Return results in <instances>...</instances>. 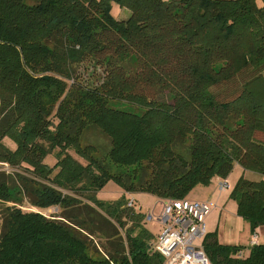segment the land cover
<instances>
[{
	"label": "trees",
	"instance_id": "obj_1",
	"mask_svg": "<svg viewBox=\"0 0 264 264\" xmlns=\"http://www.w3.org/2000/svg\"><path fill=\"white\" fill-rule=\"evenodd\" d=\"M87 63L100 84L81 82ZM0 164V264H163L142 209L99 193L180 200L237 165L264 177V0H0ZM230 199L264 226V179ZM202 244L211 264H264V244Z\"/></svg>",
	"mask_w": 264,
	"mask_h": 264
},
{
	"label": "built area",
	"instance_id": "obj_2",
	"mask_svg": "<svg viewBox=\"0 0 264 264\" xmlns=\"http://www.w3.org/2000/svg\"><path fill=\"white\" fill-rule=\"evenodd\" d=\"M218 188L219 191H226L230 185L226 180H222ZM159 201L162 206L161 213L156 216L150 211L145 220L157 221L161 226L154 248L164 259L163 264H211L202 242L208 234L206 221L213 211V206L208 202L187 198ZM127 206H137L133 196L129 197ZM257 238L254 234L250 247L257 244ZM239 257H244V251L239 252Z\"/></svg>",
	"mask_w": 264,
	"mask_h": 264
},
{
	"label": "rangeland",
	"instance_id": "obj_3",
	"mask_svg": "<svg viewBox=\"0 0 264 264\" xmlns=\"http://www.w3.org/2000/svg\"><path fill=\"white\" fill-rule=\"evenodd\" d=\"M29 2H33L34 0H29ZM111 14L113 15L114 18L118 19V20H127L130 16H131V12H129L126 9H122L118 4H113L112 10H111ZM81 69H80V76H81V82L84 85H97L100 84L102 82V77H104L102 68H100L98 65H96L95 63H87L85 65H81ZM89 138V140L87 141L88 143H92L97 145L98 147L102 148V149H106L109 147L110 145V139L105 137L103 134H100L98 132L95 131H90L87 139ZM5 144L12 150L16 149V145L10 140V139H5ZM70 153L76 157L77 159H79L81 162L84 163V161L78 157V155L74 152V151H70ZM45 162L47 164H49L50 166H54L57 163V158H55V155L53 154L50 155L49 157H47V159L45 160ZM10 170L8 167L6 166H2L0 164V171H8ZM230 184V188L227 189L224 192V195H228L227 197H229L230 192L232 191L231 189V181H228ZM202 187H206V186H202ZM196 187L193 191H191V193L188 195L187 199L189 200H196L198 201H203L201 200V197L203 196L204 192H203V188ZM123 195H125L126 197H131L128 193L124 194V191L121 189V187L116 184L115 182L110 181L105 188L99 193V198L101 200L104 201H116L119 198H121ZM133 198L136 199L137 201V208H141L142 212L145 213V216L147 213H149V211H153L154 214L156 216H158L161 213L162 210V206L159 204L156 205L157 203V199L156 197H154L151 194H146V193H135L132 194ZM29 200V199H28ZM27 199H25V201L22 204V208L24 211H37L38 209L34 208L28 201ZM6 205H4L3 203H0V231L2 230V226H3V218H4V213L2 212L3 210H5ZM154 208V209H153ZM59 208H52L51 210H47L45 211V214L47 216H57L60 215L61 210H58ZM3 213V214H2ZM146 221V220H145ZM131 225V223H129V226ZM146 228L152 233V235L154 236V243H156V241L158 240V236L160 234L161 231V226L159 225V223L157 221H146Z\"/></svg>",
	"mask_w": 264,
	"mask_h": 264
},
{
	"label": "crops",
	"instance_id": "obj_4",
	"mask_svg": "<svg viewBox=\"0 0 264 264\" xmlns=\"http://www.w3.org/2000/svg\"><path fill=\"white\" fill-rule=\"evenodd\" d=\"M241 176L252 181L264 179L260 174L245 171L240 165H237L229 178L226 179L227 182L231 181V190H233ZM221 181L222 179L215 178L209 186H199L203 188L202 190L204 192L201 200L213 206V211L206 221L207 232L217 233L220 243L243 247L242 251H244V255H246L251 248L250 242L254 234L258 237L256 245L264 244V226L258 227L255 231L251 230L250 224L237 214L238 205L234 200L230 199L232 191L229 197H227L228 195H224V190V192L219 191L218 185ZM159 204L161 205V202L157 199L156 205L159 206Z\"/></svg>",
	"mask_w": 264,
	"mask_h": 264
}]
</instances>
